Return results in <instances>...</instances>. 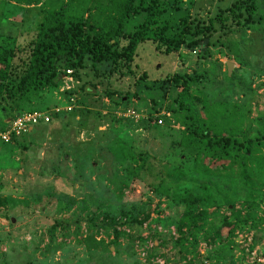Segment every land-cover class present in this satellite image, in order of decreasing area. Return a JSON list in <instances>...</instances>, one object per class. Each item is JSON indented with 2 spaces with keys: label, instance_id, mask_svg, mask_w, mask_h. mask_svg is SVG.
Segmentation results:
<instances>
[{
  "label": "rangeland",
  "instance_id": "374dc122",
  "mask_svg": "<svg viewBox=\"0 0 264 264\" xmlns=\"http://www.w3.org/2000/svg\"><path fill=\"white\" fill-rule=\"evenodd\" d=\"M66 1L40 0L39 4L25 5L0 0V45L11 42L16 48L15 65L23 67L27 61L44 15ZM231 2L180 0L174 17L189 13L191 18L206 20ZM124 3L91 0L86 17L95 25L112 24L125 16ZM254 18L257 21L252 27L231 21L224 27L218 24L219 32L212 37H220L217 43L210 41L195 49L183 47L167 54L147 40L138 47L133 76L110 75L107 62L94 68L88 61L85 69L74 73L79 81V108L47 125L35 126L33 132L9 143L0 140V264H164L166 258L176 264H197L180 260L178 251H171L182 208L178 211L152 187L158 185V172L166 173L167 168L186 159L179 146L184 112L167 108L174 89H164L162 79L175 72L197 76L188 97L190 110L200 114L213 133L262 136L264 0H258ZM228 62L234 64L231 76ZM143 72L149 85L160 81L158 92L139 90L135 82ZM60 87L46 89L42 104L35 110L45 111L63 103L66 96L60 99ZM124 95L129 100L117 103L116 99ZM127 106L142 113L143 118L136 121L117 116L116 112ZM156 116L163 118L162 126L154 125ZM119 141L131 145L136 156L147 153L154 163L139 160L138 175L129 179L125 163H136L125 153L126 162L117 168L112 149ZM258 159L264 160V156L259 154ZM203 162L209 166L204 171L227 174L220 162ZM203 162L200 157L196 159L195 169L202 170L199 163ZM116 170H123L121 177H116ZM262 193L264 198V187ZM235 203L241 208L240 202ZM258 214L263 223L257 230L237 231L230 250L223 251L229 263L223 264H264V202ZM113 218L118 221L117 250L112 242ZM221 232L223 241L227 228ZM208 241L210 238L201 240L198 247L202 261L214 245Z\"/></svg>",
  "mask_w": 264,
  "mask_h": 264
},
{
  "label": "trees",
  "instance_id": "16d2710c",
  "mask_svg": "<svg viewBox=\"0 0 264 264\" xmlns=\"http://www.w3.org/2000/svg\"><path fill=\"white\" fill-rule=\"evenodd\" d=\"M16 1L25 5L40 3V0ZM90 1L67 0L48 10L31 43L29 57L23 62V67L14 64L17 50L11 42L0 45L1 129L25 110L38 109L43 102L44 91L58 88L67 69H72L76 75L89 65L88 61L94 68L107 62L110 75L133 76L135 57L141 43L150 40L158 51L167 54L178 52L183 47L195 49L211 42L217 43L220 37L215 40L212 37L219 32L218 24L224 27L231 21L239 26L252 27L257 21L254 16L258 10V0H233L226 9L206 20L191 18L189 13L176 19L174 10L180 9V0H124L125 16L117 22L102 26L90 23L86 17ZM196 78L195 74L175 72L162 79L164 89H174L167 108L172 112H184L181 121L184 128L179 146L186 159L167 168L166 173L158 172L160 180L152 189L158 195L168 198L172 205L177 206L178 211L182 208L176 227L178 237L172 236L171 251L177 250L180 260L185 259L190 263L203 264V261H208L223 264L229 263L228 255L223 251L230 250L237 231L257 230L263 223L258 213L264 202V160L258 157L259 154L264 156V133L254 137L248 134L237 137L213 133L199 117L200 114L190 110L188 97ZM147 79L146 72L137 78L135 84L139 90L158 92L160 81L154 80L149 85ZM128 100L129 97L124 95L117 98L116 102L120 104ZM149 119L152 120V117ZM151 126L152 123L149 124ZM121 141L112 150L117 168L126 162L125 153L131 154L129 158L136 164L132 165L128 160L125 163L124 170H128L131 175L129 179L133 174L134 178L138 175L140 161L143 164L154 163L147 153L140 152L136 156L130 149L131 145L127 146ZM199 157L202 162L204 159L211 163L220 162L227 174L217 175L204 171V167H209L204 162L199 163L202 170H196L194 162ZM122 171L116 170V177H121ZM236 201L240 202L241 208H237ZM145 218H149V215ZM113 219L115 240L112 242L117 250L118 221ZM223 228H227V232L222 241ZM208 238V243L214 245L202 261L199 259L201 254L198 247L201 240ZM162 243L163 238L160 237V247ZM164 264L176 262L166 258Z\"/></svg>",
  "mask_w": 264,
  "mask_h": 264
},
{
  "label": "built area",
  "instance_id": "2783aa9c",
  "mask_svg": "<svg viewBox=\"0 0 264 264\" xmlns=\"http://www.w3.org/2000/svg\"><path fill=\"white\" fill-rule=\"evenodd\" d=\"M78 84L79 81L75 79L74 71L72 69H67L62 75L61 87L59 89L61 93L60 99L62 100L63 96H66L63 103H59L49 110H34L16 115L8 122L7 127L3 129L0 128V140L9 143L40 123H49L55 118V116L75 111L76 108H79L78 93L76 91ZM116 114L119 117L136 121L143 118V114L131 106H127L126 108L117 111ZM153 123L163 125L164 120L162 117L156 116L153 119ZM161 264H163L162 261Z\"/></svg>",
  "mask_w": 264,
  "mask_h": 264
},
{
  "label": "water",
  "instance_id": "95a60500",
  "mask_svg": "<svg viewBox=\"0 0 264 264\" xmlns=\"http://www.w3.org/2000/svg\"><path fill=\"white\" fill-rule=\"evenodd\" d=\"M233 68H234V64L232 62H228V75L229 76H231Z\"/></svg>",
  "mask_w": 264,
  "mask_h": 264
},
{
  "label": "crops",
  "instance_id": "0c3cea01",
  "mask_svg": "<svg viewBox=\"0 0 264 264\" xmlns=\"http://www.w3.org/2000/svg\"><path fill=\"white\" fill-rule=\"evenodd\" d=\"M52 122V121H51ZM50 123V122H49ZM40 124H42V123H40ZM40 124H38V125H40ZM44 125L45 124H48V123H43ZM38 125H36V126H38ZM35 127V126H34ZM34 127L33 128H31L28 132H33V130H34ZM27 133V132H26Z\"/></svg>",
  "mask_w": 264,
  "mask_h": 264
}]
</instances>
